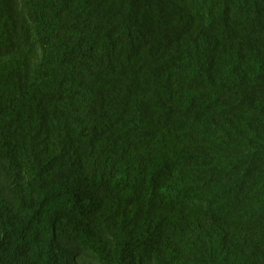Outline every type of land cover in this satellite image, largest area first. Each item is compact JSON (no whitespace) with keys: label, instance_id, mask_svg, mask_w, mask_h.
<instances>
[{"label":"trees","instance_id":"obj_1","mask_svg":"<svg viewBox=\"0 0 264 264\" xmlns=\"http://www.w3.org/2000/svg\"><path fill=\"white\" fill-rule=\"evenodd\" d=\"M0 264H264V0H0Z\"/></svg>","mask_w":264,"mask_h":264}]
</instances>
